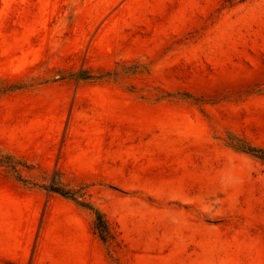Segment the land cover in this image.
Masks as SVG:
<instances>
[{
	"label": "rangeland",
	"instance_id": "rangeland-1",
	"mask_svg": "<svg viewBox=\"0 0 264 264\" xmlns=\"http://www.w3.org/2000/svg\"><path fill=\"white\" fill-rule=\"evenodd\" d=\"M48 144L112 164L79 179ZM250 150L264 0H0V264L31 243L45 264H264Z\"/></svg>",
	"mask_w": 264,
	"mask_h": 264
},
{
	"label": "crops",
	"instance_id": "crops-1",
	"mask_svg": "<svg viewBox=\"0 0 264 264\" xmlns=\"http://www.w3.org/2000/svg\"><path fill=\"white\" fill-rule=\"evenodd\" d=\"M51 137L47 135L45 137L46 141H49ZM20 154H26L25 149L20 148V151H18ZM58 156L57 160L55 161L56 167L55 169L58 170L60 167L64 169L65 172L67 173H74L75 175H78V178L81 179H96L97 172L92 169L91 167L94 165H105L108 166L111 163V160L113 159V148H107L105 146H102L100 148H96L95 152L91 154H85V152L80 153L79 158H72V156L69 155V149L67 146H62V147H54L51 145H45V165H50L53 163L52 160H48L46 158H50L51 155H56ZM90 155V156H88ZM95 157L100 158L99 162L94 160H89V158ZM110 159V161H109ZM89 175V177L85 176ZM42 206L43 208V215L40 220L41 227L45 230V203L41 205H36V207ZM74 207V206H70ZM37 246V243H36ZM35 244L31 243L30 245L26 244L24 247V254H21L19 256L14 255L8 256L4 255L5 260H17L20 261L21 263H27L29 261V264H45V253H35ZM2 250H6V246L2 247Z\"/></svg>",
	"mask_w": 264,
	"mask_h": 264
},
{
	"label": "trees",
	"instance_id": "trees-1",
	"mask_svg": "<svg viewBox=\"0 0 264 264\" xmlns=\"http://www.w3.org/2000/svg\"><path fill=\"white\" fill-rule=\"evenodd\" d=\"M250 151H251L255 156L264 159V154H263V153L257 152V151H255V150H253V151L250 150ZM55 192H56V191H55ZM80 205L83 206L82 204H80ZM101 219H102V217H101V216H98L97 220L100 221ZM97 220H96L95 223L93 224L94 228H97V224H96ZM98 228H99V226H98ZM103 239L105 240V238H103Z\"/></svg>",
	"mask_w": 264,
	"mask_h": 264
}]
</instances>
